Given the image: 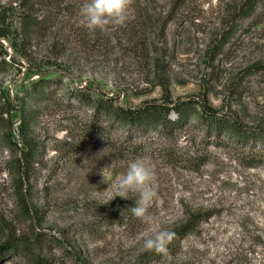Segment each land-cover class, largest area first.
<instances>
[{"label": "rangeland", "instance_id": "obj_1", "mask_svg": "<svg viewBox=\"0 0 264 264\" xmlns=\"http://www.w3.org/2000/svg\"><path fill=\"white\" fill-rule=\"evenodd\" d=\"M22 1L0 0V28L19 25ZM55 1L34 10L44 23L25 55L0 36V248L15 245L0 264H264V164L245 159L261 143L211 135L197 117L129 131L79 97L138 107L167 87L264 129V0L250 17L242 0H140L146 22L128 5L104 31L84 26L86 0ZM137 158L154 173L147 223L133 194L111 199ZM162 230L166 250H145Z\"/></svg>", "mask_w": 264, "mask_h": 264}, {"label": "trees", "instance_id": "obj_2", "mask_svg": "<svg viewBox=\"0 0 264 264\" xmlns=\"http://www.w3.org/2000/svg\"><path fill=\"white\" fill-rule=\"evenodd\" d=\"M55 1V0H54ZM263 0H242L237 12L238 17H250L255 9L262 5ZM42 2V3H40ZM51 0H23L21 8H23V14L19 21V25L13 28L6 27L0 28V36L11 39L12 48L21 56L25 55L23 43L30 37L31 33L37 28H40L44 23L39 16L32 15L34 10L38 8V5L43 4V9L49 5L56 4L51 3ZM129 5L132 8L137 9V16L140 25L146 20H141L143 15V9L141 7L140 0H129ZM140 10V11H139ZM145 18V17H144ZM6 54V52H4ZM86 95V101L96 113L101 114L107 123L116 124L124 127L129 131L135 130L138 132H149L151 130L167 131L168 129L178 128L188 118L197 117L198 121L204 125L211 135L216 134L220 136L222 134L234 138L237 141H253L259 142L264 147V129L255 128L243 123L239 118L232 115L220 114L212 105L207 101H196L193 98L190 99H177L171 100L168 88L165 87L161 101L149 100L145 101L138 107H124L116 104L113 98L108 96L93 97L89 94H79L84 100ZM263 154H250L245 157L249 166H256L264 164ZM193 219L190 218L185 225L176 230V234H180L182 231L191 229ZM15 246L10 240L1 245L0 249L10 248ZM167 248V247H166ZM148 252L145 257H152L156 255V252Z\"/></svg>", "mask_w": 264, "mask_h": 264}, {"label": "clouds", "instance_id": "obj_3", "mask_svg": "<svg viewBox=\"0 0 264 264\" xmlns=\"http://www.w3.org/2000/svg\"><path fill=\"white\" fill-rule=\"evenodd\" d=\"M128 5L129 0H86L80 9L83 24L89 31H104L110 24H123ZM153 179L154 173L149 163L137 158L128 165L126 173L119 178L116 192L111 199L116 196L132 199L130 193L133 194L136 199L135 205L130 209L131 213L142 222H150L151 216L148 214V208L156 196V191L152 186ZM111 180V172H102V182L108 184ZM110 200L103 204H107ZM172 236L173 233L166 230L156 232L144 239L143 248L163 252Z\"/></svg>", "mask_w": 264, "mask_h": 264}]
</instances>
